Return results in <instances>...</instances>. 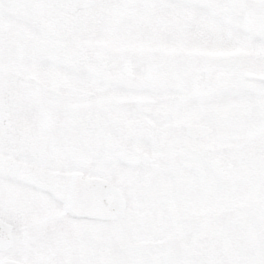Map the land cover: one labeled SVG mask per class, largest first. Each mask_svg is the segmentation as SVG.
I'll return each instance as SVG.
<instances>
[{
  "label": "snow or ice",
  "instance_id": "6c2138e0",
  "mask_svg": "<svg viewBox=\"0 0 264 264\" xmlns=\"http://www.w3.org/2000/svg\"><path fill=\"white\" fill-rule=\"evenodd\" d=\"M0 264H264V0H0Z\"/></svg>",
  "mask_w": 264,
  "mask_h": 264
}]
</instances>
